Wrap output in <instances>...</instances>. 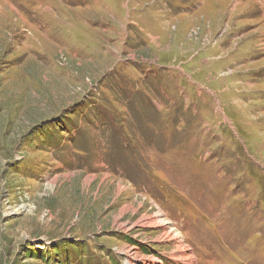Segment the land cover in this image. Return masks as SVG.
I'll use <instances>...</instances> for the list:
<instances>
[{
  "label": "rangeland",
  "instance_id": "374dc122",
  "mask_svg": "<svg viewBox=\"0 0 264 264\" xmlns=\"http://www.w3.org/2000/svg\"><path fill=\"white\" fill-rule=\"evenodd\" d=\"M128 261L264 264V0H0V264Z\"/></svg>",
  "mask_w": 264,
  "mask_h": 264
},
{
  "label": "bare ground",
  "instance_id": "6f19581e",
  "mask_svg": "<svg viewBox=\"0 0 264 264\" xmlns=\"http://www.w3.org/2000/svg\"><path fill=\"white\" fill-rule=\"evenodd\" d=\"M157 216V215H156ZM159 217V216H158ZM143 225H147V226H161L163 225L162 223H160V220H159V224L157 223V217H153V218H142L141 221H140ZM167 236H170L169 233L166 234L165 237ZM176 240V239H175ZM136 254V253H135ZM130 260V259H129ZM128 264H132V262L128 261Z\"/></svg>",
  "mask_w": 264,
  "mask_h": 264
},
{
  "label": "crops",
  "instance_id": "0c3cea01",
  "mask_svg": "<svg viewBox=\"0 0 264 264\" xmlns=\"http://www.w3.org/2000/svg\"><path fill=\"white\" fill-rule=\"evenodd\" d=\"M148 67H151L150 63L148 64Z\"/></svg>",
  "mask_w": 264,
  "mask_h": 264
}]
</instances>
